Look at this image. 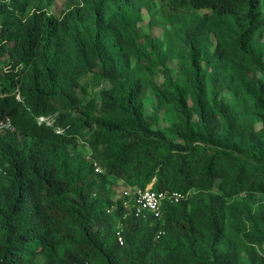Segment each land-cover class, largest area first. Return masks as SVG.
Segmentation results:
<instances>
[{"label": "trees", "instance_id": "1", "mask_svg": "<svg viewBox=\"0 0 264 264\" xmlns=\"http://www.w3.org/2000/svg\"><path fill=\"white\" fill-rule=\"evenodd\" d=\"M84 1L120 64L119 85L101 91L106 118L96 126L93 100L80 80L94 70L92 59L103 72L113 59L79 41L76 63L69 65L67 45L80 7L57 16L50 10L54 0H0V122L14 125L0 130V264H239L236 252L209 256L199 253L198 243L205 233L211 248L219 246L227 233L228 201L264 192V150L236 141L238 115L225 93L234 99L245 91L264 113L262 0H162L172 12L192 16L181 59L187 78L174 92L130 65L133 57L161 54L158 45L152 52L135 48L124 16H109L111 3L133 0ZM233 65L241 69L230 71ZM249 70L261 75L259 91ZM148 88L158 105L183 115L169 132L152 125L145 112ZM57 94L76 95L77 103L60 108ZM195 113L200 130L192 125ZM81 138L94 147L102 172L94 160L69 152ZM120 179L129 188L152 183L186 198L165 202L160 220L139 218L126 205L130 197L114 198L112 185ZM193 190L216 192L203 203L201 193L189 196ZM165 235L178 252L155 256Z\"/></svg>", "mask_w": 264, "mask_h": 264}, {"label": "rangeland", "instance_id": "2", "mask_svg": "<svg viewBox=\"0 0 264 264\" xmlns=\"http://www.w3.org/2000/svg\"><path fill=\"white\" fill-rule=\"evenodd\" d=\"M80 7V23L74 28L68 40L69 54L68 63L73 65L76 63V53L79 41L89 42L96 45L105 56L113 59L112 44L107 35L104 33L95 17L92 16L91 5L84 0H54L51 12L57 16H61L64 11L76 9ZM261 8L264 12V0L261 1ZM124 16L128 29L126 36L131 39L135 48H145L147 52H152V45H158L161 54L157 57L139 60L133 57L130 61L131 67L140 65L139 68L148 80L155 84H166L168 90L174 92V87L183 84L187 78V73L182 62V55L187 48L184 41V33L186 26L191 22L192 16L184 12H172L167 9L162 0H133L131 2L111 3L108 8L109 16L115 13ZM214 38V36H213ZM264 43V35L259 36ZM94 70L88 71L82 77L81 84L89 91L87 99L93 100L92 116L95 118L94 126L104 121L106 118L103 107L101 91L103 89H114L119 85L116 82L120 78V64L112 61V64L106 69L101 70L102 66L96 59H92L90 63ZM240 70L237 65L230 66V71ZM108 73V74H106ZM107 75V76H105ZM250 82L253 84L254 91H259L261 87V75L254 71H247ZM235 83L240 82L239 77L234 75ZM256 86V87H255ZM228 100L236 107L238 115V128L235 139L239 144L252 149L264 150V113L256 109L252 95H248L245 91H239L235 94L234 99L230 97L233 93L227 92ZM175 95V93H173ZM75 100L68 99L63 94H57L54 97L56 106L62 108L69 104L77 103ZM88 101V100H87ZM190 105L194 104L192 98L189 100ZM86 106V105H85ZM144 109L147 115L151 116V124L159 125L162 129L170 131L175 124L182 121V114L172 105H158L157 95L151 88L144 93ZM192 125L200 130L199 116L195 113L192 119ZM12 128L11 130H13ZM103 147H97L102 150ZM69 152L76 153L81 158L95 161V171L99 168L102 172L103 167L99 160L95 159L98 155L94 147L81 138L78 147H69ZM97 158V157H96ZM219 181L215 184V188ZM125 180H117L112 185L114 198L124 197V190L129 188ZM134 188V187H132ZM216 191L199 192L193 190L189 196L201 195V202L206 203L210 194ZM126 205L132 206V199H126ZM192 208L195 207L191 204ZM227 233L223 242L211 248V242L208 235L203 234V238L198 243L199 253L211 256L227 252H236L239 255V264H264V192L243 193L227 203ZM113 214V212H112ZM113 222L118 225V219L115 214ZM178 252V247L174 246L172 236L165 235L160 239L158 247L154 250L155 256H163L167 252ZM182 259L180 255L179 260Z\"/></svg>", "mask_w": 264, "mask_h": 264}, {"label": "built area", "instance_id": "3", "mask_svg": "<svg viewBox=\"0 0 264 264\" xmlns=\"http://www.w3.org/2000/svg\"><path fill=\"white\" fill-rule=\"evenodd\" d=\"M39 119L41 121H47V123L51 125V121H49L47 117L41 116ZM12 127V122L9 119L0 122V129ZM58 132H60V130H58ZM96 171H100V169L96 168ZM124 195L132 199V213L136 217L143 219L153 217L157 220L162 218V207L165 202L178 203L186 198L183 193L176 190H155L152 188V183L148 184L146 187L126 188L124 190ZM119 241L123 243V238L120 234Z\"/></svg>", "mask_w": 264, "mask_h": 264}, {"label": "clouds", "instance_id": "4", "mask_svg": "<svg viewBox=\"0 0 264 264\" xmlns=\"http://www.w3.org/2000/svg\"><path fill=\"white\" fill-rule=\"evenodd\" d=\"M8 120V119H7ZM10 120V119H9ZM3 121H6V120H3ZM12 122V121H11ZM12 125H13V123H12ZM12 128H14V125H13V127ZM12 128H7V129H12ZM0 130H2V129H0Z\"/></svg>", "mask_w": 264, "mask_h": 264}]
</instances>
